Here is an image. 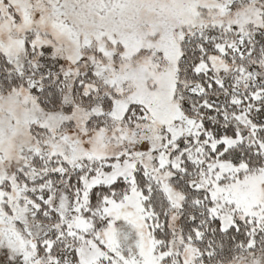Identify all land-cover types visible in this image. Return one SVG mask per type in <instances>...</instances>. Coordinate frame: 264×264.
<instances>
[{"label":"snow or ice","instance_id":"snow-or-ice-1","mask_svg":"<svg viewBox=\"0 0 264 264\" xmlns=\"http://www.w3.org/2000/svg\"><path fill=\"white\" fill-rule=\"evenodd\" d=\"M0 264H264V0H0Z\"/></svg>","mask_w":264,"mask_h":264}]
</instances>
